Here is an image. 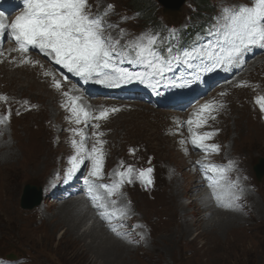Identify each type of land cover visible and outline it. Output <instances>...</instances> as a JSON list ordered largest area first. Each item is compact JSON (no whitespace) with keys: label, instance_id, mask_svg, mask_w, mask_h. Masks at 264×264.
<instances>
[{"label":"rangeland","instance_id":"374dc122","mask_svg":"<svg viewBox=\"0 0 264 264\" xmlns=\"http://www.w3.org/2000/svg\"><path fill=\"white\" fill-rule=\"evenodd\" d=\"M219 1L232 4L236 0ZM135 2L142 0H89L92 9L103 3L113 5L118 23L121 17L132 14L128 8ZM187 2L189 4L183 5L174 15L180 16L179 24L194 14L190 10L193 6L189 5L207 0ZM154 3L155 14L161 17L163 8ZM141 22H131L128 18L124 27L139 32ZM20 65L13 64L12 60L0 63V97L12 101L29 100L42 109L31 107L30 112L23 113L15 101L10 110L12 124L8 127L4 124L3 132L0 130V149L6 154L10 147L11 154L21 159L6 168L0 166V257H21L25 264H108L110 261L111 264H264V176L257 181L253 172L257 159L264 158V122L259 121L264 114L259 115L249 104L259 94L253 91L250 95L249 85L253 81L258 79L253 88L264 94V74L259 78L258 68H252L239 78L236 83L239 88H229L227 99L234 111L230 114L223 110L213 125L219 132L215 142L223 147L217 160L238 158L239 167L249 176L248 183L252 185L237 177L235 170L230 172L231 179L238 180L245 189L239 211L213 209L207 197H204L207 205L205 201H198L201 193L197 192L202 190L192 170L191 156L181 153L176 138L171 135V120L177 114L158 111L142 103L129 104L116 99L106 102L105 108L120 111L101 124L100 131L105 133L102 139L106 141L104 167L108 165L114 170L122 162L134 164L137 169L154 166L151 187H141L137 182L126 185L124 190L133 204L134 215L145 227L140 224L135 238L141 246L135 247L129 246L127 241H115L102 229L94 227L77 201L59 206L46 198L39 208L30 211L20 208L25 187L43 189L53 173L61 168L69 150L64 139L68 132L57 114L55 97L40 83L42 66L36 65V60L28 64L22 61ZM246 97L250 100L245 101ZM2 101L0 99V118L8 115L9 107ZM236 116L243 117L239 125L235 124ZM248 127L250 129L246 130ZM24 129L36 133L35 142L41 144L44 152L31 147V137L22 139L20 131ZM242 129L246 131L240 132ZM92 131L91 127L85 129L89 138ZM55 135L64 141L57 145L53 140ZM92 139H89V147ZM81 170L88 171V168ZM149 199L160 203L164 212H153L146 203ZM193 200L195 203L191 205Z\"/></svg>","mask_w":264,"mask_h":264},{"label":"snow or ice","instance_id":"6c2138e0","mask_svg":"<svg viewBox=\"0 0 264 264\" xmlns=\"http://www.w3.org/2000/svg\"><path fill=\"white\" fill-rule=\"evenodd\" d=\"M23 5L20 15L6 23L5 13L9 12L14 3L13 0L0 3V40L7 34L15 41L16 46L10 51L27 54L30 49H38V54L49 57L54 64L79 77L84 83L92 82L108 88L139 82L156 91L166 73L173 71L174 65H186L192 70L193 80H200L202 74L218 68L228 71L232 67L241 66L245 53L253 48L264 49V0H251L250 5L222 7L215 23L208 30L210 35L216 37L214 44H200L184 51L182 56L172 55L169 48V57L159 51L158 44L164 41L156 33H143L134 39L124 40L127 33L120 29L119 34L113 36L110 30L118 28V25L107 19L114 7L111 4L102 13L93 12L89 0H23ZM175 38L176 30L170 29L168 37L164 39L171 41ZM3 55L0 51V56ZM125 63L142 70H130L122 66ZM190 83L192 80L179 83L172 81L167 86L183 88ZM54 86L60 89L61 81L54 79ZM63 95L68 98L62 107H66L70 113L67 117L69 124L94 129L91 133L94 138L91 147L88 146L89 135L83 128L69 129L73 134L70 143L74 154L69 159L67 178L73 177L82 167L88 168L83 184L92 207L117 238L130 244L135 243L129 233L119 230L124 225L114 224L113 221L121 220L131 212L130 201L126 200L123 191L125 185L131 186L138 182L144 188L150 187L153 183V168L137 169L122 162L110 175L106 174V141L102 139L105 133L100 131V122L107 121L111 114L120 109L101 108L98 114H94L90 106L79 103L81 96H72L69 92H63ZM256 104L264 113V96L257 97ZM223 107V103L206 102L184 122L191 145L200 149L205 159L218 155L220 145L209 143L216 135L215 132L197 130L207 128L209 121L216 119L215 113ZM8 120L10 114L0 118V125L6 124ZM184 124L178 126L183 127ZM131 152L134 154L135 149ZM198 163L211 189L210 197L216 201L217 206L239 211L245 189L238 180L230 177V172L236 168L235 162L230 160L226 167L202 161Z\"/></svg>","mask_w":264,"mask_h":264},{"label":"bare ground","instance_id":"6f19581e","mask_svg":"<svg viewBox=\"0 0 264 264\" xmlns=\"http://www.w3.org/2000/svg\"><path fill=\"white\" fill-rule=\"evenodd\" d=\"M242 90V89H241ZM243 91V90H242ZM245 91V90H244ZM44 98V97H43ZM42 98V99H43ZM254 101V100H253ZM242 102V101H241ZM243 103V102H242ZM238 105V104H237ZM243 105V104H242ZM246 106V105H245ZM248 106V105H247ZM247 106H246V108H247ZM249 108V107H248ZM234 111V110H233ZM242 114V113H241ZM244 115H246V114H244ZM257 117H259V116H257ZM242 119H243V117H241V116H236V119H235V124L237 125L240 121H242ZM243 122V121H242ZM245 124V123H244ZM248 124V122L245 124V126L244 127H246V125ZM239 125V124H238ZM165 129V128H164ZM238 130V129H237ZM246 130H248V128L246 129ZM246 130H241L240 132H242V133H244ZM20 135H22V139H28V138H30L31 137V139L30 140H32V143H31V147L32 146H35V148L36 149H38L40 152H44V151H42L43 150V147L41 148V144H38V143H36L35 142V139H36V133H34V131H30V130H21L20 131ZM164 136V135H163ZM91 138V137H90ZM47 140V139H46ZM29 145V144H28ZM27 145V146H28ZM23 146V145H22ZM13 148H15V147H13ZM11 149L12 148H8L7 150V153L5 154L4 152H3V150L2 149H0V166H2V167H8V166H10V165H13V164H16L17 162H20L21 161V159H18V158H16L15 156H13V154H11ZM46 150V149H45ZM6 151V150H5ZM48 151H49V149H48ZM1 170V169H0ZM141 187H143V186H141ZM140 188V187H139ZM140 192V191H139ZM142 193V192H141ZM141 193H139V194H141ZM139 196V195H138ZM161 199V198H160ZM198 201H202V202H204L205 201V199H204V197H203V195L201 194V196H199V198H198ZM141 203V202H140ZM146 203L147 204H149L151 207V209L154 211V212H156V213H158V214H161V213H163L164 211H163V208L162 207H160V203H158V202H156L155 201V199L153 200V199H149L148 201H146ZM194 200L191 202V205H194ZM204 205H207L206 204V201H205V203H204ZM201 207H203V206H201ZM209 207V206H208ZM207 206H206V208H208ZM221 211V210H220ZM230 211V210H229ZM233 211V210H232ZM196 212H197V210H196ZM197 213H200L199 211L197 212ZM155 215V214H154ZM157 215V214H156ZM225 215V214H224ZM154 217V216H153ZM82 218L83 219H85V215H83L82 216ZM160 218V217H159ZM160 220V219H159ZM196 220V219H195ZM200 220V219H199ZM202 223V222H201ZM183 256V255H182ZM193 256V255H192ZM108 264H111V261L108 263ZM117 264V263H116Z\"/></svg>","mask_w":264,"mask_h":264},{"label":"water","instance_id":"95a60500","mask_svg":"<svg viewBox=\"0 0 264 264\" xmlns=\"http://www.w3.org/2000/svg\"><path fill=\"white\" fill-rule=\"evenodd\" d=\"M158 3H160L161 6L164 7L165 11L169 13H174L178 10V8L183 4L185 0H157ZM41 202V196L40 191L31 188L26 187L24 191V196L21 201V207L23 209H32L33 207H36Z\"/></svg>","mask_w":264,"mask_h":264},{"label":"trees","instance_id":"16d2710c","mask_svg":"<svg viewBox=\"0 0 264 264\" xmlns=\"http://www.w3.org/2000/svg\"><path fill=\"white\" fill-rule=\"evenodd\" d=\"M133 1H135V0H132V2ZM131 9L138 10L142 14V16L144 18H146L145 19L146 21L152 22V21H155L157 18V17H155V15H153V9H152L151 5L147 4V0L146 1L142 0V2H140V3L135 2V5H133L131 7Z\"/></svg>","mask_w":264,"mask_h":264}]
</instances>
